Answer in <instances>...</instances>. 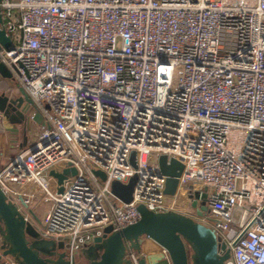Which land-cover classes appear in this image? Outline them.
I'll return each instance as SVG.
<instances>
[{"label":"built area","instance_id":"built-area-1","mask_svg":"<svg viewBox=\"0 0 264 264\" xmlns=\"http://www.w3.org/2000/svg\"><path fill=\"white\" fill-rule=\"evenodd\" d=\"M0 8L12 39L0 61L37 107L29 117L37 141L0 170V189L26 221L64 241L76 261L105 228L137 223L140 205L184 214L191 183L214 189L198 221L215 232L220 254L230 250L225 264H264V0H2ZM154 154L184 166L170 199ZM53 170L75 173L59 184ZM133 177L124 202L112 184ZM126 257L138 264L134 250Z\"/></svg>","mask_w":264,"mask_h":264},{"label":"water","instance_id":"water-1","mask_svg":"<svg viewBox=\"0 0 264 264\" xmlns=\"http://www.w3.org/2000/svg\"><path fill=\"white\" fill-rule=\"evenodd\" d=\"M2 0H0L1 2ZM3 18L0 8V49H11L12 39L2 27ZM0 77H10L6 66L0 61ZM13 87L0 91V114L10 123L24 124L26 114L22 110L24 103L33 104L23 89L20 96H14ZM161 172L168 178L178 179L184 169L178 160L159 162ZM75 170L73 171V174ZM103 180L106 174L96 172ZM51 174L62 184L66 173L52 171ZM136 177L128 184L114 182L112 192L124 202L132 199ZM60 192L63 191L61 187ZM141 218L132 225L115 231L112 226L105 228L92 244L83 250L87 257L85 263L68 260L64 252V241L48 239L42 236L38 228L19 212L17 207L7 201L0 189V234L6 249L0 255V262L5 256L13 257L20 264H132L126 257L127 250L132 249L140 254L144 238L155 241L168 254L172 264H225L230 257V250L219 253V244L215 232L196 221L191 216L170 211L156 213L146 206L138 207ZM225 249V245L221 246ZM154 257L138 256V264H149ZM150 260V261H149Z\"/></svg>","mask_w":264,"mask_h":264},{"label":"crops","instance_id":"crops-1","mask_svg":"<svg viewBox=\"0 0 264 264\" xmlns=\"http://www.w3.org/2000/svg\"><path fill=\"white\" fill-rule=\"evenodd\" d=\"M12 87L13 82L10 78L6 77L3 79L0 77V91L9 90ZM14 96H20V92L14 91ZM22 110L25 114L32 111L29 103H24ZM38 120H41V118L39 117ZM25 123L14 125L0 114V170L8 165L15 154L30 146L31 133L27 130ZM137 255L140 257L145 256L146 258L150 256L154 257L152 262L149 260V264H172L164 249L149 238H144L141 252ZM3 261L5 259H2L0 264Z\"/></svg>","mask_w":264,"mask_h":264},{"label":"rangeland","instance_id":"rangeland-1","mask_svg":"<svg viewBox=\"0 0 264 264\" xmlns=\"http://www.w3.org/2000/svg\"><path fill=\"white\" fill-rule=\"evenodd\" d=\"M29 106H30L32 111L29 112L28 114H26V121H25L26 123L25 124L27 125V130L32 131V130H34L33 129L34 124L29 125V116L32 112L37 111V107L34 104H29ZM33 133H34V135L30 138V142L34 143L35 141H37L40 133H39V131H35V130ZM136 157H137V153H136V151H133L131 153V158H130V163L132 166H137ZM164 160H168L167 155L154 154L150 158V163L152 165L158 166L159 162L164 161ZM91 168L95 171L94 167H91ZM65 175L67 178L74 177V174L72 172H70V173L68 172ZM179 186H180L179 179L167 177L164 194L169 199L172 198L178 192ZM183 187H184L183 192L185 193L186 198L181 201L180 205L185 208L184 214L189 215L192 218H194L196 221H198L199 218L205 216L208 213L210 194L214 191V189H208V187L199 188V187H196L194 184H191V183L185 184ZM220 243H221V240H220ZM1 248L3 250L6 249L4 239L1 242ZM82 254H83V251H82ZM11 258H13V257H11ZM13 259H15V258H13ZM76 262L85 263L86 260L84 258V254L83 255L79 254L76 258ZM18 264H20V263H18Z\"/></svg>","mask_w":264,"mask_h":264},{"label":"flooded vegetation","instance_id":"flooded-vegetation-1","mask_svg":"<svg viewBox=\"0 0 264 264\" xmlns=\"http://www.w3.org/2000/svg\"><path fill=\"white\" fill-rule=\"evenodd\" d=\"M84 258H85V260L87 261V257H86V256H84Z\"/></svg>","mask_w":264,"mask_h":264}]
</instances>
